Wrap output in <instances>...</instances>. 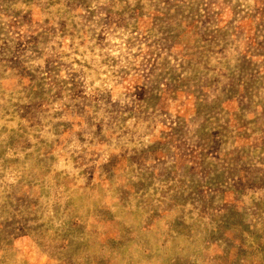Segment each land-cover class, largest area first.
<instances>
[{"label": "rangeland", "instance_id": "374dc122", "mask_svg": "<svg viewBox=\"0 0 264 264\" xmlns=\"http://www.w3.org/2000/svg\"><path fill=\"white\" fill-rule=\"evenodd\" d=\"M0 264H264V0H0Z\"/></svg>", "mask_w": 264, "mask_h": 264}]
</instances>
